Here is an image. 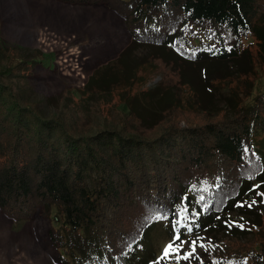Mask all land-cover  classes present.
Wrapping results in <instances>:
<instances>
[{"label":"trees","instance_id":"obj_1","mask_svg":"<svg viewBox=\"0 0 264 264\" xmlns=\"http://www.w3.org/2000/svg\"><path fill=\"white\" fill-rule=\"evenodd\" d=\"M62 1L107 3L126 21L132 47L157 46L166 55L151 57L169 65L180 63L171 55L196 60L207 54L224 60L242 56L247 67L218 80L215 85L224 83L230 95L215 109L203 105L199 89L176 67L165 85L123 100L128 111L122 110L115 126L94 132L76 108L75 94H64L61 112L46 116L19 84L34 66H49L51 54L26 56L0 41L5 214L21 221L39 207L48 218L57 209L65 220L52 228V237L63 264H123L132 258L146 263L150 252L143 251L158 226L173 231L188 221L203 227L220 212L240 208L247 193L264 194V86L253 93L249 84L264 67V0ZM131 50L97 70L82 91L131 89L143 64L128 65ZM176 84L188 87V98L180 97ZM259 227L256 241L227 264H264V226Z\"/></svg>","mask_w":264,"mask_h":264},{"label":"rangeland","instance_id":"obj_2","mask_svg":"<svg viewBox=\"0 0 264 264\" xmlns=\"http://www.w3.org/2000/svg\"><path fill=\"white\" fill-rule=\"evenodd\" d=\"M0 41L4 46L16 47L26 56H34L37 51L51 54L49 66H34L33 73L19 79V84L31 100L39 102L46 116L61 112L64 94H75L76 108L86 114L87 122L94 126L90 130L94 132L105 124L115 126L122 110L128 111L123 100L148 88L165 85L166 76L177 73L176 67H182L186 80L199 89L203 105L214 109L224 106L230 95V90L223 87L224 83L215 85L218 80L247 67L242 56L224 60L204 54L196 60H189L171 55L180 61L175 62L176 67L159 61L151 56L166 55L165 50L157 46L132 47L133 38L126 21L107 3L0 0ZM244 41L248 45L253 42L247 38ZM193 42L200 44L201 39ZM249 46L256 48L255 45ZM127 48H132L127 56L130 67L143 62L131 89L117 86L113 93L106 90L94 95L88 90L86 93L82 91L86 90L88 81L97 70L117 62ZM173 58L168 60L173 61ZM250 77L249 84L253 85L252 92L255 93L264 86V67L257 69L256 79L253 75ZM114 85L109 87L113 90ZM213 85L219 87L213 88ZM175 86L176 90L180 89L178 93L183 100L188 98L187 86ZM140 109L142 113L146 112L145 108ZM200 119L192 116L190 120ZM241 203L240 208L220 212L213 222L203 227L188 221L183 226H175L173 231L158 226L143 251L145 254L150 252L148 262L136 258L121 261L123 264H227L238 257L244 246L256 241L259 226H264V196L249 192ZM51 213L48 218L39 207L26 220L17 221L0 209V264H63L59 244L52 237V228H60L65 218L57 209ZM178 217L179 213L175 212V218ZM176 233L188 243L181 247L179 254L173 252L168 258L161 259L163 249L174 241ZM193 240L197 241L195 252L188 259H177V255L183 257L191 251Z\"/></svg>","mask_w":264,"mask_h":264},{"label":"snow or ice","instance_id":"obj_3","mask_svg":"<svg viewBox=\"0 0 264 264\" xmlns=\"http://www.w3.org/2000/svg\"><path fill=\"white\" fill-rule=\"evenodd\" d=\"M262 196H264V194H261ZM201 200H203L204 198L201 197L200 198ZM255 203V201H253V204ZM243 206V205H241ZM249 207H251L252 205L249 204L248 205ZM186 210L185 209H181V213L185 212ZM157 219H159V217H156ZM188 231L191 232L192 231V228L191 226L188 227ZM176 241H180V243H176ZM188 243L187 241H182L181 240V236L179 233H176L175 237H174V241L173 242H170L168 245L165 246V248L163 249V255L161 257V259H164V258H168L171 253L175 252L177 254H179L180 252V249L181 247ZM196 244H197V241L196 240H193L191 241V251L186 253L183 257L177 255V259H188L196 250Z\"/></svg>","mask_w":264,"mask_h":264}]
</instances>
